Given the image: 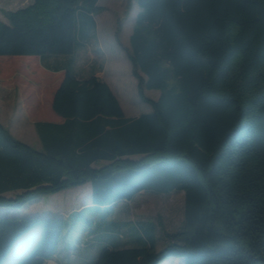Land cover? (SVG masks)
I'll use <instances>...</instances> for the list:
<instances>
[{
	"label": "trees",
	"instance_id": "trees-1",
	"mask_svg": "<svg viewBox=\"0 0 264 264\" xmlns=\"http://www.w3.org/2000/svg\"><path fill=\"white\" fill-rule=\"evenodd\" d=\"M97 1L31 0L0 19L2 73L41 63L55 84L51 109L32 106L41 150L0 122V210L8 211L0 213V264L54 259L79 209L64 217L17 208L87 182L88 207L143 190L184 192V230L162 248L153 225L129 246L107 224L92 264H264V0H134L127 57L139 97L152 106L136 116L96 74L43 62L83 45ZM54 116L60 121L45 120ZM76 220V232L94 224Z\"/></svg>",
	"mask_w": 264,
	"mask_h": 264
},
{
	"label": "rangeland",
	"instance_id": "rangeland-1",
	"mask_svg": "<svg viewBox=\"0 0 264 264\" xmlns=\"http://www.w3.org/2000/svg\"><path fill=\"white\" fill-rule=\"evenodd\" d=\"M30 1L0 0V19L6 21L4 10L22 7ZM97 4L100 11L93 16L97 22L96 26L89 30L83 45L77 48L73 54H47L43 57V62L52 67H70L79 77H87L93 73L98 75L109 83L127 116L150 112L151 104L139 97L138 82L132 74V64L127 57L129 36L138 5L134 0H98ZM39 67L40 69L37 71L28 70L20 73L16 70L10 71L11 75H8V73H2L5 70L0 66V122L9 129L14 137L41 150V141L34 125L30 123V121L33 122L32 119H36L32 114V106L34 103H39L41 108L50 105V97L55 84L54 74L46 71L41 63H39ZM144 93L151 99H157L160 90L145 88ZM49 109H51V105ZM104 163L101 161L98 164ZM87 186L90 187L89 182L80 185L79 188H89ZM72 189V187L67 188L61 192L30 201L22 208H17V213H29L32 212V209H44L43 207L50 205L49 203L52 201L50 196H55V204L58 206L60 204L61 208L69 212L72 207H77L75 204L77 201L73 202L71 196L76 197L82 193ZM67 191L70 192L64 194ZM84 200L85 198L82 199V201ZM80 201L78 202L80 203ZM93 206L83 205L74 215L80 224L79 218L81 217L93 218L94 224L92 226L84 224L86 229L83 230H96L101 233L107 224L117 225L118 232L132 241L129 246L142 244V242L133 240V237L136 235L147 236V225H153L152 242L156 249L162 248L173 239L175 234L184 230V192L182 190H173L172 192L143 190L131 200H119L107 206L96 204ZM21 209L23 212L19 211ZM6 210H0V213H8ZM15 212L13 210L9 213L12 215ZM74 216L66 221V229L75 219ZM76 228L74 227L71 231L74 233ZM171 258L173 257L165 258L162 261L164 263L161 264H180L178 261L171 262ZM50 260L46 264H58L56 260Z\"/></svg>",
	"mask_w": 264,
	"mask_h": 264
},
{
	"label": "crops",
	"instance_id": "crops-1",
	"mask_svg": "<svg viewBox=\"0 0 264 264\" xmlns=\"http://www.w3.org/2000/svg\"><path fill=\"white\" fill-rule=\"evenodd\" d=\"M137 11L138 9H136L135 15ZM36 120L38 119H32L33 122L30 121V123H32L34 127H35ZM45 120L60 121V118H58L57 116H54L53 118H50V119L48 118ZM35 130H36V127H35ZM79 186L72 187L73 188L72 190H78V191H81L82 193L76 197L71 196L72 200H74L73 202L77 201L75 203L77 207H72L69 212H66L63 208H61L60 204L59 206L55 204V200H54L55 196H50V199H52V201L49 203L50 205L43 207L44 209H41V210L32 209V213L62 215L64 217H67L71 212L81 208L84 204H87L89 202V199H90L89 194L91 193V185L90 187L87 186L89 188H84V187L79 188ZM70 191L64 192V194L69 193ZM83 198H85L84 201H82ZM78 201H80V203ZM74 226L75 224H71L69 228L66 230L65 238L59 244L57 248V252L54 254L53 258L54 260L57 261L58 264H92V262H94V260L97 257L100 246L104 245V241H102L101 235L98 231H88V230L82 229L81 231H78V232L74 231L73 233V231L71 230L74 228ZM170 261L175 262L179 260L178 258L173 257L171 258Z\"/></svg>",
	"mask_w": 264,
	"mask_h": 264
},
{
	"label": "built area",
	"instance_id": "built-area-1",
	"mask_svg": "<svg viewBox=\"0 0 264 264\" xmlns=\"http://www.w3.org/2000/svg\"><path fill=\"white\" fill-rule=\"evenodd\" d=\"M49 261H51V260H48L47 262H49Z\"/></svg>",
	"mask_w": 264,
	"mask_h": 264
}]
</instances>
